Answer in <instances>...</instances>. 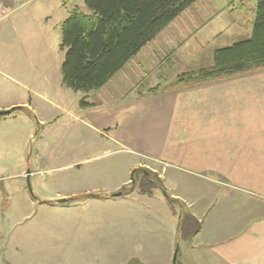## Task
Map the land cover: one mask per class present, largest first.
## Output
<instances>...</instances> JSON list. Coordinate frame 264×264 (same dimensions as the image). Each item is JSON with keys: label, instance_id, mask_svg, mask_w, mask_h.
<instances>
[{"label": "crops", "instance_id": "obj_1", "mask_svg": "<svg viewBox=\"0 0 264 264\" xmlns=\"http://www.w3.org/2000/svg\"><path fill=\"white\" fill-rule=\"evenodd\" d=\"M253 19L252 14L243 38L249 37ZM171 24L134 61L152 54L163 65H158L160 71L173 70L174 80L210 67L219 47L201 52L203 62L195 69L174 71L181 52L196 40L187 27L178 31L175 23L176 31L171 32ZM192 46L201 50L198 43ZM167 51L176 65L161 63L159 58ZM135 62L129 61L102 88L79 97L91 107L52 103L61 108L76 138L67 136L61 142L81 143V150L61 160L69 173L63 179L77 186L32 201L25 185L32 172L18 173L16 181L6 184L0 191V264H99L103 259L107 264H172L176 245L177 264H264V69L141 96L131 95L132 89L139 75L147 76L152 69L147 68L148 61ZM36 110L32 107L31 112L37 114ZM45 114L41 112L38 125L50 122ZM93 148L108 155L106 162L91 166L97 158ZM142 168L159 178L176 200L173 207L156 188L150 195L135 190L121 194L120 202L112 196L130 182L133 170ZM155 190L166 203H157ZM76 194L110 199L112 205L129 211L104 223L103 250L92 244L91 251H77L69 240L70 244L54 247L47 237L32 235V221L15 233L19 221L13 209H28L29 215L33 203L48 205L61 198H72V203L78 200L72 197ZM181 210L199 223L196 233L183 238L178 234ZM117 240L122 243L120 253L104 251L107 242L116 245Z\"/></svg>", "mask_w": 264, "mask_h": 264}, {"label": "rangeland", "instance_id": "obj_2", "mask_svg": "<svg viewBox=\"0 0 264 264\" xmlns=\"http://www.w3.org/2000/svg\"><path fill=\"white\" fill-rule=\"evenodd\" d=\"M257 1L197 0L184 10L177 20L170 23L169 30L176 31L174 23L177 24L178 31H184L187 27L188 33L196 40L194 43L201 45L199 47L201 50L193 47L194 43H188V47L181 52L183 57L180 58L178 65L170 51L163 53L165 56L159 58L162 59L160 62L163 64L164 60L167 61L165 62L167 66L175 64V72L185 66L189 67L188 71L195 69L199 62H203L200 60L201 52L211 53L216 47L223 48L243 38V34L249 29L250 18L252 14L254 15ZM73 7L89 13L84 0H75L65 6L63 0H28L20 4L0 0V111L18 108L7 115H0V191L6 189V184L10 181L17 180L16 174L29 170L32 172L31 179H28L32 201L40 197L48 198L77 186L63 179L69 173L62 168L61 160L81 150V143L71 145L61 142L67 136L69 140L76 139L73 135L74 130L67 128L69 123L66 117L62 116L61 108L52 107V103L65 106L79 103L81 100L79 97L83 94L71 91L62 84L61 63L64 52L60 49V24ZM221 12L222 15L219 14ZM151 55L135 59L139 64H142V60L148 61L147 68L152 69V72L147 76L144 73L139 75L140 79L133 87L134 92L131 95L135 93L141 96L154 95L174 87L176 80L172 74L173 70L170 72L164 70L166 73L160 71L159 60ZM134 57L130 59L131 65L135 62ZM135 69L137 70V67ZM161 78L163 81L159 80ZM156 87V93L149 92L154 91ZM32 107L37 108V114L31 112ZM42 111L46 112L45 117L50 120L44 126L37 124L38 119L42 117ZM93 150L92 154L97 155V158L91 166H99L106 162L108 155L103 156L102 149ZM134 178L136 179L134 187L129 182L122 186L119 192L123 195L133 190L141 193L138 185L142 183V173L139 170L135 171ZM152 178L159 179L155 175ZM25 185L27 187V184ZM143 187L145 191L152 192L155 189H151L150 185ZM35 188L38 189L37 195L34 192ZM155 192L157 203H166L161 192L158 190ZM77 195L79 194L72 196L78 199L72 203L69 201L48 205L33 203L32 214L29 215L28 209L25 211L23 208L13 209V217L19 221L15 233L23 224L32 221V235L47 237L54 247L61 248L70 244L67 243L69 240L77 251L88 248V251H91L92 244L103 250L104 223H108L109 218L120 219L121 214L127 215L129 211L119 208L117 204L112 205L114 202L109 201L110 199L102 201L85 198L89 196L83 194ZM121 198L123 196L115 197L117 202H120ZM183 232L178 231L182 238L185 236ZM121 245L119 240L116 245L107 242L104 251L116 250L120 253ZM131 262L133 263L132 260ZM99 264H107V260H100Z\"/></svg>", "mask_w": 264, "mask_h": 264}, {"label": "trees", "instance_id": "obj_3", "mask_svg": "<svg viewBox=\"0 0 264 264\" xmlns=\"http://www.w3.org/2000/svg\"><path fill=\"white\" fill-rule=\"evenodd\" d=\"M75 0H63L67 5ZM197 0H84L89 13L73 7L61 22V45L64 52L61 63L62 84L74 92L89 93L102 88L144 46L151 42L184 10ZM212 65L176 79L177 87H195L221 79L264 69V0H258L249 37L213 51ZM174 85V86H175ZM155 90L149 92L156 93ZM81 108L92 105L82 98ZM137 171V170H135ZM134 171V172H135ZM141 172V170H139ZM142 174L138 185L158 188L168 203L172 199L159 179ZM135 179V178H134ZM136 185V179H135ZM90 196V195H87ZM179 230L192 235L199 223L181 210Z\"/></svg>", "mask_w": 264, "mask_h": 264}, {"label": "water", "instance_id": "obj_4", "mask_svg": "<svg viewBox=\"0 0 264 264\" xmlns=\"http://www.w3.org/2000/svg\"><path fill=\"white\" fill-rule=\"evenodd\" d=\"M15 109H18V108L17 107H12V108H9V109H6V110H2V111H0V115H7L10 112L14 111ZM142 172L145 174L146 177H148V172H146L144 170ZM27 173H29V170L27 171ZM130 180H131L132 186H134L133 172L130 175ZM27 188H28L29 192H31V188H30V185H29L28 178H27ZM120 195H121V192H117V193L112 194V196H115V197L120 196ZM67 201H68V199L61 198V199H56L53 202L56 203V204H62V203H65ZM176 258H177V247L175 248V250L173 252L172 264H177L176 263Z\"/></svg>", "mask_w": 264, "mask_h": 264}, {"label": "built area", "instance_id": "obj_5", "mask_svg": "<svg viewBox=\"0 0 264 264\" xmlns=\"http://www.w3.org/2000/svg\"><path fill=\"white\" fill-rule=\"evenodd\" d=\"M9 1H11L12 3L20 4V3H26L28 0H9Z\"/></svg>", "mask_w": 264, "mask_h": 264}, {"label": "bare ground", "instance_id": "obj_6", "mask_svg": "<svg viewBox=\"0 0 264 264\" xmlns=\"http://www.w3.org/2000/svg\"><path fill=\"white\" fill-rule=\"evenodd\" d=\"M177 253H178V251H177Z\"/></svg>", "mask_w": 264, "mask_h": 264}]
</instances>
